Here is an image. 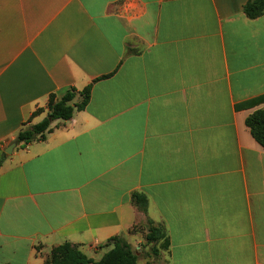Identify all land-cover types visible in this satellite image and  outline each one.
I'll list each match as a JSON object with an SVG mask.
<instances>
[{
    "label": "crops",
    "instance_id": "0c3cea01",
    "mask_svg": "<svg viewBox=\"0 0 264 264\" xmlns=\"http://www.w3.org/2000/svg\"><path fill=\"white\" fill-rule=\"evenodd\" d=\"M248 1L0 0V264L65 242L98 261L116 236L144 264L150 223L169 240L157 264H264V147L246 124L264 108V13ZM90 84L83 110L16 141L50 95Z\"/></svg>",
    "mask_w": 264,
    "mask_h": 264
},
{
    "label": "trees",
    "instance_id": "16d2710c",
    "mask_svg": "<svg viewBox=\"0 0 264 264\" xmlns=\"http://www.w3.org/2000/svg\"><path fill=\"white\" fill-rule=\"evenodd\" d=\"M244 12L251 19L261 16L264 13V0H249L244 5ZM109 76L111 75L99 79ZM91 90L92 85L90 84L81 91L71 88L61 98L54 94L50 95L47 103V116L37 124H25L17 134L16 141L29 144L36 140H44L46 134L52 130L54 121H68L76 111L83 110L86 107L91 97ZM77 95L81 96L79 102H75ZM246 124L250 128L253 137L264 147V108L251 113L246 118ZM133 200L139 209L146 212L148 201L145 195L134 193ZM145 240L148 244H160L164 249H167L169 244L165 230L161 226L152 225V223L149 224ZM109 244L112 246L111 249L100 260L96 261L88 257L79 246L65 242L52 249L50 255L45 259V264H140L137 252L123 237H113L109 240ZM157 250L156 248L155 252Z\"/></svg>",
    "mask_w": 264,
    "mask_h": 264
},
{
    "label": "rangeland",
    "instance_id": "374dc122",
    "mask_svg": "<svg viewBox=\"0 0 264 264\" xmlns=\"http://www.w3.org/2000/svg\"><path fill=\"white\" fill-rule=\"evenodd\" d=\"M75 102H77L76 100H75ZM147 243V242H146ZM148 244V243H147ZM146 244V245H147ZM150 245V244H149ZM162 249L161 248V245H159V247L157 246V244H151V247H149V250H148V252H145L144 250H145V248L143 249V254H142V259L140 260L141 262H144V264H148V261H149V255H151L150 257H154L155 259H154V263L155 264H157L156 263V261H157V252H158V250H157V252H155V249ZM135 251H136V248L134 249ZM146 262V263H145Z\"/></svg>",
    "mask_w": 264,
    "mask_h": 264
},
{
    "label": "water",
    "instance_id": "95a60500",
    "mask_svg": "<svg viewBox=\"0 0 264 264\" xmlns=\"http://www.w3.org/2000/svg\"><path fill=\"white\" fill-rule=\"evenodd\" d=\"M14 146V145H13ZM13 148V147H12ZM12 148L10 147V149L9 150H7L6 152L8 153V152H10L11 153V151H12Z\"/></svg>",
    "mask_w": 264,
    "mask_h": 264
}]
</instances>
